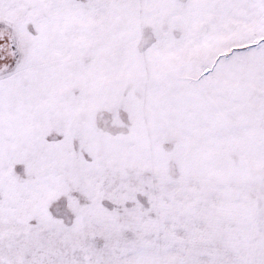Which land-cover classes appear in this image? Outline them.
Listing matches in <instances>:
<instances>
[{
  "label": "snow or ice",
  "instance_id": "6c2138e0",
  "mask_svg": "<svg viewBox=\"0 0 264 264\" xmlns=\"http://www.w3.org/2000/svg\"><path fill=\"white\" fill-rule=\"evenodd\" d=\"M0 264H264V0H0Z\"/></svg>",
  "mask_w": 264,
  "mask_h": 264
}]
</instances>
